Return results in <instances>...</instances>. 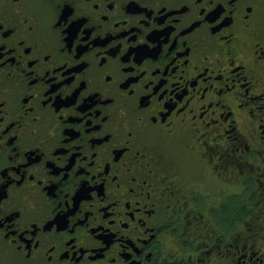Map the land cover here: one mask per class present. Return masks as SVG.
Wrapping results in <instances>:
<instances>
[{
    "label": "flooded vegetation",
    "instance_id": "1",
    "mask_svg": "<svg viewBox=\"0 0 264 264\" xmlns=\"http://www.w3.org/2000/svg\"><path fill=\"white\" fill-rule=\"evenodd\" d=\"M0 264H264V0H0Z\"/></svg>",
    "mask_w": 264,
    "mask_h": 264
}]
</instances>
